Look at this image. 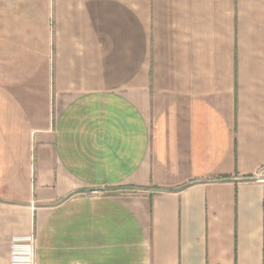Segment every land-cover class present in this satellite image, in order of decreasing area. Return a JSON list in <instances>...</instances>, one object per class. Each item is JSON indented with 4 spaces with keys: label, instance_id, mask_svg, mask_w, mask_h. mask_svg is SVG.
<instances>
[{
    "label": "crops",
    "instance_id": "1",
    "mask_svg": "<svg viewBox=\"0 0 264 264\" xmlns=\"http://www.w3.org/2000/svg\"><path fill=\"white\" fill-rule=\"evenodd\" d=\"M264 0H0V264H264Z\"/></svg>",
    "mask_w": 264,
    "mask_h": 264
},
{
    "label": "built area",
    "instance_id": "2",
    "mask_svg": "<svg viewBox=\"0 0 264 264\" xmlns=\"http://www.w3.org/2000/svg\"><path fill=\"white\" fill-rule=\"evenodd\" d=\"M264 181V168L251 178ZM35 238L33 236L16 237L12 241L11 264H34Z\"/></svg>",
    "mask_w": 264,
    "mask_h": 264
}]
</instances>
